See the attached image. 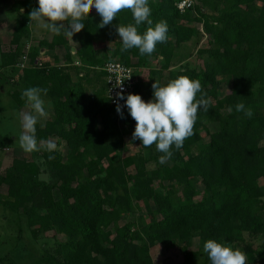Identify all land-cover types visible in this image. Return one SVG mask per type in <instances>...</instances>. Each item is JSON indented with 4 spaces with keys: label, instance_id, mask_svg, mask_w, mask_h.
Returning <instances> with one entry per match:
<instances>
[{
    "label": "trees",
    "instance_id": "16d2710c",
    "mask_svg": "<svg viewBox=\"0 0 264 264\" xmlns=\"http://www.w3.org/2000/svg\"><path fill=\"white\" fill-rule=\"evenodd\" d=\"M179 1L148 0L149 19L166 21L168 27L167 39L155 46V58L136 48L121 51L116 26L134 23L128 9L100 27V16L89 8L84 25L71 37L81 47L74 54L68 48L64 65L38 59L43 48L67 44L64 30L52 41L29 44L30 61L19 69L11 95L21 106L26 88L47 89L55 118L44 127L37 122L35 136L44 142L55 137L69 153L64 157L43 148L51 181L39 178L37 163L14 159L0 173V188H8L0 204L27 217L34 239L64 236L45 250L40 264H155L150 249L170 240L186 247L181 264H195L200 257L204 261L197 264H210L203 251L208 239L239 250L242 245L245 264H264V0H195L184 12ZM25 14L17 18L4 68L19 64L31 40ZM63 23L66 29L68 21ZM191 23L202 24L207 46L198 50V61L176 65V50L196 35ZM146 26L142 23L138 32ZM100 43L108 45L105 57L96 47ZM115 60L130 66L135 78V70H156L134 84L133 94L145 101L154 80L166 84L187 76L201 85L207 111L197 110L192 134L180 149L170 148L164 163L155 144L144 147L132 140L135 121L128 112L118 114L107 95L102 68ZM226 80L229 90L224 91ZM237 103L252 117L237 112ZM210 124L216 128L206 139L199 129ZM128 144L140 147L136 163L123 155ZM145 200L148 218L142 212ZM123 216L129 222L119 225ZM195 238L202 244L197 251L189 249Z\"/></svg>",
    "mask_w": 264,
    "mask_h": 264
},
{
    "label": "clouds",
    "instance_id": "9594fccd",
    "mask_svg": "<svg viewBox=\"0 0 264 264\" xmlns=\"http://www.w3.org/2000/svg\"><path fill=\"white\" fill-rule=\"evenodd\" d=\"M36 3L38 6L28 14L30 22H34L39 29L57 35L63 29L64 34L71 38L84 25L82 18L87 16L91 7L101 18L100 27L110 24L122 9L131 11L134 23L116 26V34L122 45L121 51L136 48L141 55H151L156 44L167 39L166 21L153 24L149 19L151 10L148 0H36ZM63 21H68L66 29L59 23ZM142 23H146L147 26L146 30L140 33L138 27ZM117 86H120L121 90L116 93L113 101L116 103V112L122 115L121 106L117 101L123 100L124 107L135 121L132 140H139L144 147L155 144L156 150L163 153L159 158L160 163L171 157L172 146L180 149L183 141L192 134L197 110L207 111L208 100L201 92L199 81L187 76H178L166 84L154 80L151 84L152 96L148 101L143 100L139 94H125L122 82ZM47 91L40 87H29L21 94L31 109L30 112L19 115L22 131L16 139L25 152L37 150L35 126L38 118L47 115L42 98V95H47ZM197 93H201L199 99H196ZM235 110L243 111L249 118L253 115L243 103H237ZM54 147L53 141L47 142L48 151H52ZM203 251L210 264H245L247 260L245 253L239 249L231 248L214 239H208L203 243Z\"/></svg>",
    "mask_w": 264,
    "mask_h": 264
},
{
    "label": "rangeland",
    "instance_id": "374dc122",
    "mask_svg": "<svg viewBox=\"0 0 264 264\" xmlns=\"http://www.w3.org/2000/svg\"><path fill=\"white\" fill-rule=\"evenodd\" d=\"M193 1L194 4H196V1ZM18 2L19 1L15 0H0V4L7 5L2 7L1 11L5 12L6 15H9V12H11L12 10L11 4L15 7ZM32 5H34V3ZM6 7H8V9ZM17 11L18 15L17 17L15 16L16 19L12 20L10 16H8L10 21L7 22L8 29H6V31L5 29H2L3 24L0 25V64L5 59L4 54H7V52L12 47L10 42L12 39V33L14 31L13 25L16 24L17 18H19V15L21 14L20 10L17 9ZM89 11H91L93 15H97L95 9L90 7ZM191 25H194L196 27V35L190 42L178 47L173 60V63L176 65L181 66L186 64L188 61H198V50L204 46H207L208 38L207 34H205L204 32L202 24L191 23ZM63 26L66 27V24H64ZM9 36H11V39L8 38ZM33 41H35L36 44L39 41V38H33ZM27 43L32 46V43L29 41L26 42V46ZM72 45L76 48V51L81 47L80 41L78 39H73ZM69 47L70 46H68V44H64L63 46L58 45L55 48L50 49H55L53 52L48 51V53L44 54L43 56L41 54L38 59L42 61L44 60L51 65H60V63L64 64L65 60L63 52L65 50L67 54ZM96 47L99 51L100 56L105 57L109 54L107 44H96ZM157 55V52L153 53L154 58L157 57ZM136 61L137 60L134 59L133 63H135ZM8 68L9 70L5 72V70H2L0 66V86L5 84L2 81L3 78L4 80H9L11 78V82L13 84L16 83L17 79H19L18 76L20 75V67L17 64L14 65V63H12L11 67ZM177 68H179V66ZM141 70H135L137 81H139V79L147 80V76L157 74L156 70L153 69H145L144 71ZM228 79L229 78H227V80ZM227 80V84L224 85V91L229 90V83ZM14 85L16 86V84ZM1 90L2 89H0V173L3 175L6 169L11 166L14 159H23L30 163H37L41 169L39 178L46 181H51V170L45 163L43 157V148L46 147L48 141H53L55 144L54 149L59 150L64 157L68 155L69 148L66 146L65 142H61L57 138L51 137L46 142L37 141V150L25 152L20 147L19 141L16 142L13 140V138L18 137L21 132L19 118L15 108L16 102L9 95L2 94ZM42 98L45 102V110L47 112V115L46 117L38 118V123L41 127H44L47 121H52L55 118V112L53 101L51 100V98L47 95H42ZM26 105L27 104H25V112H28L30 110V107H26ZM215 128V125L210 124L203 126L201 129H199V131L201 135L208 139V136L211 134V132H213V130H215ZM9 130H11V133L8 134ZM125 149L126 150L124 151L123 155H131L132 157H134L136 163V154L140 151V147L135 144H128ZM118 157L119 155L115 156L114 158ZM131 169L133 170V167ZM7 189L8 188L6 186H1L0 200L7 199ZM54 194L56 197H59V192L57 190L54 191ZM141 205L143 210L142 212L146 215L147 205H150V203L145 200L141 202ZM146 217L148 218V215H146ZM128 219V216H123L122 221L119 225H124L126 222H129ZM116 228L117 226H113L112 230L115 231ZM49 234L52 233L50 232ZM56 240L64 241L65 238L63 235L58 234L57 236H55V238L40 237L38 240L34 239L28 226L27 217L25 215H21L16 209L12 207L0 204V264H40L45 254V250L51 247H55L57 245ZM228 246L230 247V245ZM201 247L202 244L200 239L195 238L189 249L197 251ZM185 248L186 247L183 243L181 244L178 241L170 240L168 242L165 241V243H160L157 246L152 247L150 251L152 252L155 264H181L183 258L182 255H184L183 253ZM231 248L233 247L231 246ZM241 248L242 245H240V250L242 251ZM234 249L236 248L234 247ZM203 261L204 259L202 257L198 258L197 260L198 263H203ZM197 262L194 263L197 264Z\"/></svg>",
    "mask_w": 264,
    "mask_h": 264
},
{
    "label": "crops",
    "instance_id": "0c3cea01",
    "mask_svg": "<svg viewBox=\"0 0 264 264\" xmlns=\"http://www.w3.org/2000/svg\"><path fill=\"white\" fill-rule=\"evenodd\" d=\"M15 1H19L18 3H17V5H15V7H14V5H12L11 4V8H12V10H11V12H9V15H6L5 14V12H2L1 10H2V7H4V6H7V5H5V4H0V25L1 24H3V30L5 29V31H6V29H8L7 28V22L8 21H10V19L8 18V16H10V18L13 20V19H16V17H17V15H18V11H17V9L18 10H20V12L21 13H26L25 15H28L29 13H30V11L33 9V8H35L36 6H38L37 5V3H36V0H15ZM34 3V5H32ZM7 9H8V7H6ZM16 16V17H15ZM28 20H29V15H28ZM60 24H62V25H64L65 23H62V22H59ZM13 26H15V25H13ZM28 26H29V28H30V30H31V40H29V42H31L32 43V45H34L35 44V41H33V38H39V39H44V40H47V41H49V40H51L52 41V39L55 37V36H57V34H55V33H51V32H48V31H46V30H41V29H39V28H37L36 27V25H35V23L34 22H30V20H29V23H28ZM64 28H65V26H64ZM63 30V29H62ZM1 34V33H0ZM8 38H10L11 39V36H9ZM10 39H9V41H10ZM73 39L74 38H69V37H66V41H67V44H68V46H70L71 48H72V53H75L76 52V48L72 45L73 44ZM60 46H63V45H60ZM5 47V46H4ZM73 48L75 49V50H73ZM57 49V48H56ZM4 50V49H3ZM55 50V49H54ZM54 50H50V49H48V48H43L42 50H41V54H42V56L44 55V54H46V53H48V51H54ZM64 60H65V63L64 64H66V61H67V54H66V51L64 50ZM59 60V59H58ZM63 64V65H64ZM60 65H62V63H60ZM0 66H1V69L3 70H5V72L6 71H8L9 70V68L7 67V68H4L3 66H2V62H1V64H0ZM11 78L9 79V80H4V78H3V82L5 83L4 85H2V86H0V89H2L1 90V93L2 94H7V95H9L10 97H12V95H11V92L16 88V86L11 82ZM13 98V97H12ZM14 99V98H13ZM14 101H15V99H14ZM16 102V101H15ZM25 104H27V103H25ZM25 104H23V105H21V106H19L17 103H16V112H17V114H18V118H19V114H21V113H24L25 112ZM28 106V104L26 105V107ZM29 107V106H28ZM29 111H31V109L29 110ZM28 111V112H29ZM21 129V128H20ZM21 131H22V129H21ZM9 133H11V130H9L8 131V134ZM3 138V137H2ZM13 140L14 141H16V142H18V139H16V137H14L13 138Z\"/></svg>",
    "mask_w": 264,
    "mask_h": 264
},
{
    "label": "built area",
    "instance_id": "2783aa9c",
    "mask_svg": "<svg viewBox=\"0 0 264 264\" xmlns=\"http://www.w3.org/2000/svg\"><path fill=\"white\" fill-rule=\"evenodd\" d=\"M193 3V0H180L177 4V7L181 12H184L187 8L191 7ZM29 48L30 45L28 43L24 54L19 60L18 66L20 68L28 66V63L30 61L28 58ZM76 64H78V62H76ZM102 69L106 72L105 80L107 86V95L115 106L116 103H114L113 101L116 98V93L121 90L120 86H117L118 83L122 82V87L125 94L134 93V84L136 82V78L134 76L133 69L130 66L117 60L107 62ZM117 103H119L121 106V112H127V109L124 107L123 100H119L117 101Z\"/></svg>",
    "mask_w": 264,
    "mask_h": 264
},
{
    "label": "water",
    "instance_id": "95a60500",
    "mask_svg": "<svg viewBox=\"0 0 264 264\" xmlns=\"http://www.w3.org/2000/svg\"><path fill=\"white\" fill-rule=\"evenodd\" d=\"M73 50H75V49L73 48Z\"/></svg>",
    "mask_w": 264,
    "mask_h": 264
}]
</instances>
